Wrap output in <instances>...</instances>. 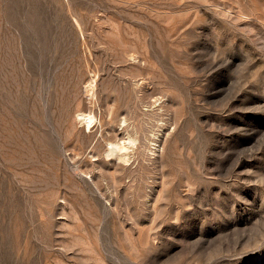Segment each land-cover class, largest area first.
Masks as SVG:
<instances>
[{"label": "rangeland", "instance_id": "rangeland-1", "mask_svg": "<svg viewBox=\"0 0 264 264\" xmlns=\"http://www.w3.org/2000/svg\"><path fill=\"white\" fill-rule=\"evenodd\" d=\"M0 64V264H264V0H0Z\"/></svg>", "mask_w": 264, "mask_h": 264}, {"label": "bare ground", "instance_id": "bare-ground-1", "mask_svg": "<svg viewBox=\"0 0 264 264\" xmlns=\"http://www.w3.org/2000/svg\"><path fill=\"white\" fill-rule=\"evenodd\" d=\"M74 23L76 24V26H78L79 27V22H78V20L75 18L74 19ZM82 30V29H81ZM138 41V40H137ZM136 42V41H135ZM134 44V43H133ZM138 44V43H137ZM37 50V49H36ZM39 50V49H38ZM42 52V51H41ZM141 54V53H140ZM39 59V58H38ZM40 62V61H39ZM141 64H142V62H141ZM1 65V64H0ZM132 65V64H131ZM2 69V68H1ZM2 71V70H1ZM37 71V70H36ZM38 72V71H37ZM41 72V71H40ZM3 73V72H2ZM35 73V72H34ZM43 73V72H42ZM32 75H34V74H32ZM36 75V74H35ZM130 75V74H129ZM34 77V76H33ZM69 77V76H68ZM1 80V79H0ZM137 81V80H136ZM5 82V81H4ZM6 83V82H5ZM15 83V82H14ZM14 83H12V85H16V84H14ZM37 83V80H36V82H35V84ZM85 84H84V93H86L87 95H90L91 97H94V94H95V75L93 74L86 82H84ZM4 84V83H3ZM17 86V85H16ZM16 86H15V88H16ZM3 87H4V89H3ZM6 86H2L1 85V83H0V161H1V164H0V171H1V173H0V176H4L3 175V170H4V168H6L7 170H9V167H13V166H15V167H17V168H20L21 170H26V169H30V167L31 168H33L34 166H33V160L31 159V155L29 154V152L28 151H31V150H29V149H31V148H29V149H27L28 151V153L26 152V151H23V147L20 149V147L21 146H24V145H22L23 143L25 144H29L30 145V142L32 141V135L33 134H37V133H42V132H45V130L46 129H43L42 127H40L42 124H43V122H42V120H38L39 119V117H38V119H33L32 121H33V123H35L34 125H36V124H38V126L37 127H31V126H33V125H31V123H32V121H31V119L30 118H28V117H26L27 115H25V118H24V116H23V118L24 119H26L25 121L22 119V122H21V124H18L17 125V123H20V122H15V121H13L12 123L14 124V122L16 123V124H14L15 125V129H14V133H15V144H17V145H19V146H16V147H19L18 149H20L19 150V152H17L18 153V155H16V157H15V161L16 162H14L13 164H12V166H9V165H11V160L9 159V157L7 158L6 156H8V155H6L5 156V152H6V150H5V148H6V146H7V140H6V136H7V133H8V129H7V125H8V127H9V124L11 123L10 121H9V113L7 114V109H9V108H7V103H6V96H7V94H6V92L7 91H5V88ZM13 87V86H12ZM14 88V89H15ZM130 88V87H129ZM14 89H12V90H14ZM7 90V89H6ZM33 90V89H32ZM39 90V89H38ZM10 92V91H9ZM12 92V91H11ZM14 92V91H13ZM17 92V91H16ZM38 92V91H37ZM8 93V92H7ZM15 93V92H14ZM34 93V92H33ZM108 94V93H107ZM96 95V94H95ZM130 95V94H129ZM12 96V95H11ZM8 97V96H7ZM15 97V96H14ZM106 97H108L107 95H106ZM123 97V96H122ZM143 98V97H142ZM9 99V98H8ZM34 99V98H33ZM106 100L108 99V98H105ZM110 99V98H109ZM10 100H11V98H10ZM105 100V101H106ZM135 100V99H134ZM12 101V100H11ZM13 101H15V99L13 100ZM12 101V102H13ZM117 101V100H116ZM108 102V101H107ZM37 103V102H36ZM12 104V103H11ZM8 105H9V103H8ZM12 105H14V102H13V104ZM39 105V104H38ZM35 108V107H34ZM11 109V108H10ZM13 109H15L14 107H13ZM18 109V108H17ZM12 110V109H11ZM12 111H14V110H12ZM16 111V110H15ZM22 111V110H21ZM16 112H18V111H16ZM16 112L15 113H13L14 114V117H15V114H16ZM27 112V111H26ZM21 113V112H20ZM19 113V114H20ZM77 113H79V112H77ZM23 114V113H22ZM35 114H36V112H35ZM79 114H81V118L79 119V120H77V122L78 121H80V122H82V125H83V130H85V131H89V129L93 126V125H95V121L97 120V115L92 111V110H87V111H80V113ZM17 116V115H16ZM20 116V115H19ZM11 117V116H10ZM12 118V117H11ZM13 119V118H12ZM11 119V120H12ZM30 119V121H31V123L29 124L28 123V120ZM76 119H78V118H76ZM14 120V119H13ZM16 120V119H15ZM125 119L123 118V119H121V123L124 121ZM18 121V120H17ZM138 121H140V120H138ZM45 122V121H44ZM118 122V121H117ZM11 123V124H12ZM120 123V122H119ZM143 123V122H142ZM10 124V125H11ZM45 124V123H44ZM29 125H31V126H29ZM142 125V124H141ZM44 127V126H43ZM13 128V127H12ZM10 129V128H9ZM11 130V129H10ZM10 132V131H9ZM11 132H12V130H11ZM43 134V133H42ZM9 135H11V134H9ZM9 135H8V137H9ZM130 135V134H129ZM38 137V136H37ZM34 138V137H33ZM49 138V137H48ZM124 140H126V139H124ZM135 140H136V136L135 135H130V136H128L127 137V141L126 142H113L112 140H106V146H105V149H104V153H105V155L106 156H109V155H112V154H115V155H117V158H121L122 160H124L125 161V155H127V154H124V150L126 149V147H128L127 146V144L128 143H130V144H133L134 142H135ZM35 141V140H34ZM45 141V140H44ZM92 141V140H91ZM9 142V141H8ZM14 142V141H13ZM41 142V141H40ZM127 143V144H126ZM10 144V143H9ZM14 144V145H15ZM25 144V145H26ZM40 144V143H39ZM36 145V144H35ZM10 146V145H9ZM48 146V145H47ZM9 148V147H8ZM25 148V147H24ZM26 148H27V146H26ZM26 150V149H25ZM43 150V149H42ZM42 150H41V152H42ZM45 150V149H44ZM8 151V150H7ZM15 151V150H14ZM9 152V151H8ZM7 152V153H8ZM12 152V151H11ZM15 153V152H14ZM44 153V152H43ZM9 154V153H8ZM13 154V153H12ZM11 155V154H10ZM37 155H38V153H37ZM38 157V156H37ZM40 157V156H39ZM44 157V156H43ZM13 157H11V159H12ZM36 158V157H35ZM116 158V159H117ZM37 160V159H36ZM121 160V161H122ZM37 162V161H36ZM6 164H8V165H5ZM9 166V167H8ZM43 166V165H42ZM19 169V170H20ZM6 170V171H7ZM11 170V169H10ZM43 170V169H42ZM30 171H31V169H30ZM35 171V170H34ZM14 172V171H13ZM13 172H12V174H13ZM2 174V175H1ZM5 174H8V173H6L5 172ZM41 175V174H40ZM13 176V175H12ZM7 177V176H6ZM1 179V181H3L2 180V178H0ZM7 179H9V178H7ZM22 179V178H21ZM26 180V179H25ZM38 180V179H37ZM40 180V179H39ZM9 181V180H8ZM12 181V180H11ZM37 184V183H36ZM35 184V185H36ZM29 185V184H28ZM2 186H3V184H2ZM10 186V185H9ZM8 186V187H9ZM3 188V187H2ZM0 189H1V187H0ZM5 189V188H4ZM7 189V188H6ZM3 190V189H2ZM13 190V189H12ZM14 191V190H13ZM12 191V192H13ZM2 192V191H1ZM0 192V193H1ZM16 192H18V191H16ZM3 193V192H2ZM1 193V194H2ZM0 194V195H1ZM16 196V195H15ZM6 204H7V202H6ZM13 204V203H12ZM1 206V205H0ZM22 210V209H21ZM8 211V210H7ZM1 212V211H0ZM3 214V213H2ZM6 216V215H5ZM1 217H2V215H1ZM12 217V216H11ZM1 224V223H0ZM8 225V224H7ZM9 226V225H8ZM3 227V226H2ZM1 228V227H0ZM24 228V227H23ZM11 229V228H10ZM25 229H26V227H25ZM5 230V229H4ZM9 232H10V230H9ZM12 234V233H11ZM16 234V233H15ZM19 235V234H18ZM17 236V235H16ZM18 238V237H17ZM17 238H15V239H17ZM21 238H23V237H21ZM27 239V238H26ZM18 240H19V238H18ZM3 243V242H2ZM27 244V243H26ZM2 245H4V244H2ZM24 246V245H23ZM2 247V246H1ZM11 247H14V246H11ZM13 249V248H12ZM2 250V249H1ZM11 250V249H10ZM14 251V250H13ZM12 251V252H13ZM24 251V250H23ZM5 252V251H4ZM194 252V251H193ZM24 254V253H23ZM31 254V253H30ZM3 255V254H2ZM1 255V256H2ZM19 256V255H18ZM194 256H196V255H194ZM215 256V255H214ZM25 257V256H24ZM33 257V256H32ZM35 257V256H34ZM22 258V257H21ZM27 258V257H26ZM31 258V257H30ZM195 258V257H194ZM205 259V258H204ZM212 259V258H211ZM12 260V259H11ZM21 260V259H20ZM27 260V259H26ZM194 260V259H193ZM192 260V261H193ZM1 261V260H0ZM9 261V260H8ZM13 261V260H12ZM18 261V260H17ZM16 261V262H17ZM34 261V260H33ZM187 261V260H186ZM208 261V260H207ZM22 262V261H21ZM139 262H141V261H139ZM201 262V261H200ZM205 262V261H204ZM27 263H28V261H27ZM199 263V262H198ZM2 264V263H1ZM8 264V263H7ZM24 264V263H23ZM26 264V263H25ZM29 264V263H28ZM31 264V263H30ZM167 264V263H166ZM171 264V263H170ZM176 264V263H175Z\"/></svg>", "mask_w": 264, "mask_h": 264}]
</instances>
